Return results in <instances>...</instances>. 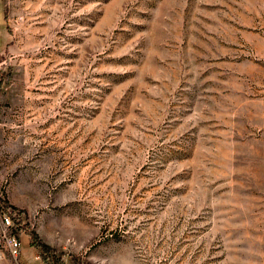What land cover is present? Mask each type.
<instances>
[{
	"label": "rangeland",
	"instance_id": "374dc122",
	"mask_svg": "<svg viewBox=\"0 0 264 264\" xmlns=\"http://www.w3.org/2000/svg\"><path fill=\"white\" fill-rule=\"evenodd\" d=\"M5 4L0 264H264V0Z\"/></svg>",
	"mask_w": 264,
	"mask_h": 264
},
{
	"label": "trees",
	"instance_id": "16d2710c",
	"mask_svg": "<svg viewBox=\"0 0 264 264\" xmlns=\"http://www.w3.org/2000/svg\"><path fill=\"white\" fill-rule=\"evenodd\" d=\"M3 84H4V77L0 74V90L3 87ZM35 241H38V239H36V237H35ZM34 244H35V242H34ZM37 244H38V242H37ZM39 245H40V243H39ZM41 248L43 249L42 257H43L44 264H65L60 258L54 256L52 249H50L47 246H42V245H41Z\"/></svg>",
	"mask_w": 264,
	"mask_h": 264
},
{
	"label": "built area",
	"instance_id": "2783aa9c",
	"mask_svg": "<svg viewBox=\"0 0 264 264\" xmlns=\"http://www.w3.org/2000/svg\"><path fill=\"white\" fill-rule=\"evenodd\" d=\"M4 223L7 228H13V220L10 217H6ZM8 241L12 254L17 258L21 252V242L19 241V238L12 233V235L9 236Z\"/></svg>",
	"mask_w": 264,
	"mask_h": 264
},
{
	"label": "crops",
	"instance_id": "0c3cea01",
	"mask_svg": "<svg viewBox=\"0 0 264 264\" xmlns=\"http://www.w3.org/2000/svg\"><path fill=\"white\" fill-rule=\"evenodd\" d=\"M5 3H7V0H0V27H2L3 31H4V28L6 26V8H5ZM8 44V40H7V34L6 32L4 31V40H3V43H2V46L0 47V54L3 53L4 49L6 48ZM38 258V257H36ZM41 264V263H39Z\"/></svg>",
	"mask_w": 264,
	"mask_h": 264
}]
</instances>
